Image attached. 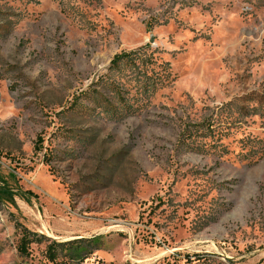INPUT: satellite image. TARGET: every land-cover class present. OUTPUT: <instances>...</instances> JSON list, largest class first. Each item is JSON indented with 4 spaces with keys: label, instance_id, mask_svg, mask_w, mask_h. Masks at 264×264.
Listing matches in <instances>:
<instances>
[{
    "label": "rangeland",
    "instance_id": "1",
    "mask_svg": "<svg viewBox=\"0 0 264 264\" xmlns=\"http://www.w3.org/2000/svg\"><path fill=\"white\" fill-rule=\"evenodd\" d=\"M0 188V264H264V0H0Z\"/></svg>",
    "mask_w": 264,
    "mask_h": 264
},
{
    "label": "trees",
    "instance_id": "2",
    "mask_svg": "<svg viewBox=\"0 0 264 264\" xmlns=\"http://www.w3.org/2000/svg\"><path fill=\"white\" fill-rule=\"evenodd\" d=\"M136 54H138V53H136V51H130V52H123V54L121 53V54H117L113 59H112V62H111V64L112 65H117V64H122V63H125V62H127V61H131V59H132V57H135V58H137L138 57V55H136ZM168 81H167V78H165V80H164V83H167ZM9 192V190L8 189H2V188H0V194H2V195H6L7 193ZM32 233L30 232V231H28L27 229H24V232L22 233V236H21V243H20V245H19V250H20V252L21 253H26L27 252V246H28V243L29 242H32V237H30V235H31ZM54 242V241H53ZM55 246H61V245H63V244H65L66 245V242L64 243V242H54L53 243ZM53 244H50V245H48V251H47V255H48V257L51 259V260H54L55 258H56V249L55 248H53V247H55V246H53ZM75 248V247H74Z\"/></svg>",
    "mask_w": 264,
    "mask_h": 264
}]
</instances>
